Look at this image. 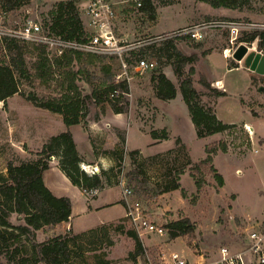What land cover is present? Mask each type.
Segmentation results:
<instances>
[{
	"label": "rangeland",
	"instance_id": "374dc122",
	"mask_svg": "<svg viewBox=\"0 0 264 264\" xmlns=\"http://www.w3.org/2000/svg\"><path fill=\"white\" fill-rule=\"evenodd\" d=\"M57 1L27 0L6 11L0 7V13H5V19L11 26L32 18L44 27ZM106 1L115 11L111 21L113 34L121 46L130 49L122 57L129 63V80L124 78L121 61L116 54H98L99 58L91 62H86L87 58L82 56L81 61L72 62L71 66L73 71H79L75 82L82 93L80 98L92 90L102 91L105 84L118 83L124 79L128 92H121L116 100H112L109 94H102L98 102L95 99L80 100L78 114L81 121L77 125H82L89 141L79 142L80 147L85 148L80 168L83 169L82 165H85L83 170L87 173L90 169L99 171L100 168H108L110 166L106 160L110 159L112 164L114 162L105 151L116 150L122 153L121 168L125 174L131 167L129 150L139 149L141 157H137L135 164L142 170L143 190L139 195L132 192L128 200L139 201L144 212L164 228L169 221L187 218L194 224V229L175 239L169 238L167 230L161 236L137 233L144 251L133 257L132 239L115 228L122 223L125 227L123 231L131 229L129 218L99 224L101 218L112 219L123 212L120 206L100 208L99 212L87 216L77 215L73 211V232L83 233L77 240L78 244L71 246L73 262L170 264L167 257L171 251L178 252L191 262L199 260L198 255L201 254L213 257L221 245L241 248L246 232L264 224V74L247 69L243 60L239 61L234 55L239 52L241 45L248 52L258 51L260 40L248 42L239 39L254 29L259 30L253 27L256 24H264V0H242L233 7H216L209 0ZM76 5L80 12L84 6L83 0H76ZM150 12L154 13V18ZM222 20L235 21L242 24L243 28L240 26L236 30L224 27L219 24ZM82 21L85 31L91 34L93 29L86 26L84 16ZM198 24L205 26L200 39H193L183 30ZM44 30L50 33L48 29ZM177 30L176 33L168 34ZM18 43L28 76L18 78L19 92L0 101V173L3 176L7 174L9 160L19 163L37 158L49 137L64 131L60 125H66L61 113L34 105L26 99L27 95L34 93L39 98L59 100L68 93L66 77L72 75L68 73L66 77L61 76L57 70L51 74L45 67H40L42 57H48L53 63L59 57L48 47L45 46L41 52L39 49L42 47L38 44ZM159 48L167 54L171 53V57H158ZM8 52L0 40V62H9L11 54ZM181 54H193L195 59L184 64L182 76L177 77L172 63L179 62ZM138 56L153 59L155 68L136 71L134 65ZM233 63L238 66L232 67ZM191 67L193 71L189 73ZM159 70L174 83L176 97L162 100L156 96L154 83ZM201 76L210 82L211 89L200 83ZM187 77L191 78L193 87L200 93L199 103L205 108L211 107L218 119L234 127L204 137L196 135L180 92V82ZM217 79L220 83H217ZM213 88L223 90L225 94L217 96ZM113 103L125 111L115 113L111 108ZM88 125L96 131H90ZM113 125H125L127 130ZM137 126L148 132L156 129L157 136L166 132L170 141L149 143L151 137L139 132ZM122 132L125 140L120 138ZM178 135L180 143L175 144ZM221 144H225L226 150L218 148L215 154L206 151L207 146L219 147ZM88 147L92 149L90 154L86 152ZM209 154L211 161L204 162ZM59 159L57 153L51 155L49 166L52 163L57 165L64 175L59 167ZM211 166L215 171H212ZM168 169H172V172ZM191 171L195 173V178L190 175ZM53 172L50 170L51 179L53 182L56 180L60 192L72 194L58 177L53 176ZM176 172H179L178 175ZM173 173L177 176L178 188L162 192L161 184L165 181L172 183ZM215 173L221 180L214 176ZM74 188L83 204L84 194L79 193L77 187ZM108 189L109 193L123 197L119 185ZM16 217L15 214L11 216L13 223L17 222ZM98 226L103 227L99 229ZM93 227H97L96 233L89 231ZM65 232V226H46L36 230L35 238L43 241ZM25 247L28 248L27 245ZM25 252L30 253L29 250ZM12 263L6 254L0 253V264ZM27 264L43 263L29 261Z\"/></svg>",
	"mask_w": 264,
	"mask_h": 264
},
{
	"label": "trees",
	"instance_id": "16d2710c",
	"mask_svg": "<svg viewBox=\"0 0 264 264\" xmlns=\"http://www.w3.org/2000/svg\"><path fill=\"white\" fill-rule=\"evenodd\" d=\"M26 1L0 0V7H3V11H6ZM147 1L149 2V0ZM241 1L209 0L216 7H233L237 6ZM149 14L154 18V13L150 12ZM50 15V20L45 22L44 27H42L43 30L46 28L52 34L75 42L86 41L91 36L84 29L76 0L57 1L50 11ZM256 37L261 38L258 46L259 48H263L264 52V31L254 29L244 35V37H240L239 40L250 42ZM18 42L22 41L5 39L2 44V47L7 49L8 53L11 54V59L9 58L8 63L0 62V101H5L9 96L19 92L18 78L28 76L25 59ZM38 46L42 47L39 49L41 52L45 49L44 45L38 44ZM82 56L87 58L85 59L86 62L99 58L98 54L86 53L75 49L66 50L56 59L55 63L50 61L48 57H42L40 67H45L48 73L53 74L57 70L61 76L64 75L66 77L68 73L72 74L70 77H66V90L68 93L59 98V100L39 98L34 93H30L26 97V99L36 106L61 113L67 127L72 124H78L81 121V117L78 114L80 100L95 99L94 101L98 102L101 100L102 94H107L108 96L113 90H118V96H120L121 92H128L127 83L124 79L118 83L111 81L112 83L105 84L102 91L92 90L80 98L82 93L75 82V77L79 71H73L71 64L72 62L81 61ZM157 56L171 57V53L167 54V52L159 48ZM194 59L195 55L193 54L184 55L180 61L178 59L179 62L172 63L176 76H182L184 64ZM231 66L238 65L237 63H233ZM192 71L193 68L191 67L189 73ZM110 78H112V75ZM156 78L157 81L154 83L156 96L162 100L174 98L176 94L174 83L161 70L158 71ZM200 83L207 89L212 88L210 82L203 76L200 77ZM212 90L216 92L217 96L225 94V91L218 88H213ZM180 92L188 108L198 137L222 132L226 128L235 126L223 123L216 117L211 107L205 108L199 103L200 93L193 87L190 77L180 82ZM111 108L115 113L125 111V109L117 106L115 103L112 104ZM123 134V132L120 134V138L125 140V135ZM149 134L153 139L157 140L168 138L166 132L162 136H157L156 129L150 130ZM174 142L175 144L180 143V137H176ZM218 148L226 150L225 144H221L219 147L216 145L207 146L206 151L215 154ZM105 152L111 156L114 163L108 168H100L98 172L87 173L80 168L79 164L83 162V159L76 149L71 132L66 129L57 135H51L43 145L37 158L19 163L9 160L6 165V176L0 173V253L6 254V258L13 261L12 264H27L29 261H33L34 263L41 262L43 264H75L71 257V246L78 244L77 240L80 239L83 233H74L73 231L70 233L71 229H68L63 234L43 241H37L35 238L36 230L46 226L60 225L62 222L68 220L71 213L70 198L66 195L57 196L53 194L45 185L42 174L49 167V157L57 153L60 158L59 167L61 171L73 185L77 186L86 195L87 200L94 198L96 192L105 187L119 185L121 174L125 177V185L132 192L139 195L144 185V180L141 176L142 170L135 164L137 157H141L139 149L129 150L128 157L131 167L125 174L121 168L122 153L116 150ZM211 154L207 156L204 162L211 161ZM211 169L215 171L212 166ZM171 170L168 169L169 172H172ZM178 173L176 172L177 175ZM190 175L195 178L193 171H191ZM173 176L172 183L171 181H165L161 184L160 188L162 192L178 188L177 176L174 173ZM214 176L218 180H221V177L217 173ZM197 185H199L198 179ZM122 203L126 206L125 200H122ZM13 214L17 216V222L15 223L11 221ZM125 219L126 216L120 218V221H124ZM101 227L103 226H98L99 229ZM95 228L97 227L90 228L89 231L91 230L92 233H96L97 230ZM115 228L117 231L125 232L132 239L134 250L131 252V255L133 257L143 254L144 246L134 229L129 228L123 231L125 227L122 223H119ZM165 228L169 238H175L192 231L194 224L189 219L182 218L169 221L165 224ZM26 245L28 248L25 247ZM26 250H29L30 253L25 252ZM17 253H21L22 255L19 256Z\"/></svg>",
	"mask_w": 264,
	"mask_h": 264
},
{
	"label": "built area",
	"instance_id": "2783aa9c",
	"mask_svg": "<svg viewBox=\"0 0 264 264\" xmlns=\"http://www.w3.org/2000/svg\"><path fill=\"white\" fill-rule=\"evenodd\" d=\"M83 5L80 12L86 18V26L93 29L91 36L86 41L75 42L52 33L50 34L43 30L40 22L32 18L26 19L21 24L17 23L15 24L16 26H11L8 20L5 19V13H0L1 43L3 44L5 39H15L22 42L41 44L48 47L55 56H61L68 49L82 50L95 54H116L121 61L122 74H124L126 80H129L130 77L127 74L129 63L122 57L130 49L127 50L121 46L120 41L111 30V21L115 17L114 9L106 0H83ZM219 24L231 29L236 28V30L240 26L243 28L242 24L231 20H222L219 21ZM204 27V24H198L186 27L183 30L193 39H200L203 36ZM253 27L264 31V24H256ZM254 39L256 41L261 40L260 37ZM257 52L264 54L263 48H259ZM155 66L156 62L153 59L138 56L135 60L134 68L138 72H143L152 70ZM109 97L112 99L118 97V90L110 92ZM82 168L84 169V165H82ZM88 172L91 174L98 171L90 169ZM119 186L122 189L123 198L126 203L125 216L130 219L132 228L139 235L154 234L161 236L165 234L166 228L151 219L144 212L142 204L139 201L130 202L128 200L132 191L125 185L122 174L120 175ZM167 258L170 264H264V224L257 225L254 229L248 230L243 239V245L239 249L221 245L217 248L213 257L208 258L201 254L199 262H188L176 251H171Z\"/></svg>",
	"mask_w": 264,
	"mask_h": 264
},
{
	"label": "crops",
	"instance_id": "0c3cea01",
	"mask_svg": "<svg viewBox=\"0 0 264 264\" xmlns=\"http://www.w3.org/2000/svg\"><path fill=\"white\" fill-rule=\"evenodd\" d=\"M80 16H81V18H83L81 13H80ZM217 82H219L218 79H217ZM175 97H176V95H175ZM106 126H108V125H106ZM113 126H115L118 129L127 130V126H125V125H113ZM88 128L90 129V131H96V129H94V127L91 126V125H88ZM60 129H62V130L68 129L71 132L72 138H73V140H74V142L76 144L77 151L80 153V155H85V151H84L85 148L82 149L80 147V143L79 142L80 141L89 142V141H88L87 133L85 131H83V129H82V125L72 124V125H69L68 127L66 125H60ZM137 129L139 130V132H142V133L150 136L148 131L141 130L139 126H137ZM163 141H170V138L157 140V139H153L151 137V141L149 143L152 142V143H155V144L156 143L160 144ZM90 149L91 148L88 147V150L86 151L87 154H90L92 152V149L91 150ZM159 151H161V150H159ZM89 157H91V156H89ZM92 161L93 160H91V162ZM100 161H102V159H100ZM106 161L110 163V164L108 163V166L112 165V161L110 159H108ZM50 170L54 171L53 173H55V174H53V176L55 175L56 177H58L60 179V183L61 182L64 183L66 185V190L70 191L73 195L72 194H63V193L60 192L61 189H60V186L55 182L56 180H54V182H53L52 179H51L52 174L50 173ZM42 176H43V181H44L45 185L51 190V192L53 194H55L57 196L66 195L71 200V213H70V216H69L68 220L65 221V222H62L60 225H58V226H61V227L65 226L66 230L71 229V231H73V228H72V216H73L72 212L73 211L77 212L78 213L77 215L84 214V215L87 216V215H89L92 212H99L98 210L100 208H109V207L117 206V205L122 208L123 212H121L119 215L115 216L112 219L109 218V219L105 220V219L101 218L99 224H102V223H105V222H111L113 220L120 219V218H123L125 216L126 207L122 203V200H124V199H123L122 196L118 197V196H116L113 193H109V191H107V190H109L108 188H110L111 186L105 187V188L97 191L94 198L87 200L86 195L77 186L73 185L69 181V179L67 177H65L60 172V170L57 168V165H53V163L50 164L49 168L46 169L43 172ZM74 186L78 188L77 190H79V193L81 192V194H84L83 195V198H84V203L83 204H82V202L80 200V197H79L76 189L74 188ZM99 224H97V225H99ZM173 239H175V238H173ZM198 257L201 259V255H198ZM200 259L199 260L197 259L196 261H191V262H197V261L199 262Z\"/></svg>",
	"mask_w": 264,
	"mask_h": 264
},
{
	"label": "water",
	"instance_id": "95a60500",
	"mask_svg": "<svg viewBox=\"0 0 264 264\" xmlns=\"http://www.w3.org/2000/svg\"><path fill=\"white\" fill-rule=\"evenodd\" d=\"M235 58L239 61L243 60L244 67L255 71L259 74H264V54L259 52H248L244 45H241L239 52L236 53Z\"/></svg>",
	"mask_w": 264,
	"mask_h": 264
},
{
	"label": "bare ground",
	"instance_id": "6f19581e",
	"mask_svg": "<svg viewBox=\"0 0 264 264\" xmlns=\"http://www.w3.org/2000/svg\"><path fill=\"white\" fill-rule=\"evenodd\" d=\"M217 83H219V82H217ZM84 167H86V166L84 165Z\"/></svg>",
	"mask_w": 264,
	"mask_h": 264
}]
</instances>
